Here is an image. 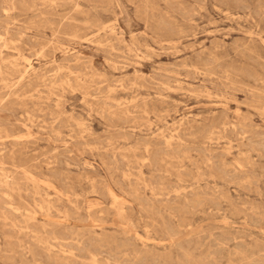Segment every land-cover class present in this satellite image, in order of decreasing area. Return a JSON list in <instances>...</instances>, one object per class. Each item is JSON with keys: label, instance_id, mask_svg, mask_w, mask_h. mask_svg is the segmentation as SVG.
<instances>
[{"label": "rangeland", "instance_id": "obj_1", "mask_svg": "<svg viewBox=\"0 0 264 264\" xmlns=\"http://www.w3.org/2000/svg\"><path fill=\"white\" fill-rule=\"evenodd\" d=\"M0 38V264H264V0H0Z\"/></svg>", "mask_w": 264, "mask_h": 264}, {"label": "bare ground", "instance_id": "obj_2", "mask_svg": "<svg viewBox=\"0 0 264 264\" xmlns=\"http://www.w3.org/2000/svg\"><path fill=\"white\" fill-rule=\"evenodd\" d=\"M113 1V0H112ZM80 7V6H79ZM76 9H78V8H76ZM5 10V9H4ZM84 22V21H83ZM8 32V31H7ZM122 34V33H121ZM133 34V33H132ZM79 36V35H78ZM118 36V35H117ZM1 39V38H0ZM97 42V41H96ZM43 47V46H42ZM129 50V49H128ZM24 58V57H23ZM26 59V58H25ZM4 61V60H3ZM28 61V60H27ZM29 62V61H28ZM11 63V62H10ZM116 63V62H115ZM29 64H30V62H29ZM28 67V66H27ZM197 67V66H196ZM8 70V69H7ZM27 71V70H26ZM35 71V70H34ZM72 71V70H71ZM198 71V70H197ZM171 72V71H170ZM72 73V72H71ZM143 73V72H142ZM8 74V73H7ZM16 74H18V73H16ZM78 81V80H77ZM162 82V81H161ZM61 84V83H60ZM163 84V83H162ZM121 85V84H120ZM110 91V90H109ZM204 92V91H203ZM83 97V96H82ZM218 97H219V95H218ZM225 97V96H224ZM86 99V98H85ZM117 101V100H116ZM144 101V100H143ZM234 101V100H233ZM55 102V101H54ZM86 102V101H85ZM25 105V104H24ZM106 105V104H105ZM116 105V104H115ZM108 106V105H107ZM127 107V106H126ZM113 108V107H112ZM122 108V107H121ZM116 109V108H115ZM40 110V109H39ZM116 112V111H115ZM146 112V111H145ZM113 114V113H112ZM102 115V114H101ZM116 115V114H115ZM29 116V115H28ZM71 119V118H70ZM148 119V118H147ZM133 121V120H132ZM36 122V121H35ZM135 122V121H134ZM174 123H175V121H174ZM39 127V126H38ZM225 128V127H224ZM176 129H178V128H176ZM157 131V130H156ZM177 133V132H176ZM154 134H155V132H154ZM162 134V133H161ZM166 137V136H165ZM243 138V137H242ZM84 140H85V138H84ZM108 142H110V141H108ZM184 142V141H183ZM109 144V143H108ZM93 145V144H92ZM110 145V144H109ZM257 145V144H256ZM131 146V145H130ZM94 147V146H93ZM105 148V147H104ZM195 148V147H194ZM236 149H238V148H236ZM125 150V149H124ZM222 150V149H221ZM120 151V150H119ZM148 151V150H147ZM217 151V150H216ZM230 151V150H229ZM147 153V152H146ZM115 154V153H114ZM185 154V153H184ZM243 155V154H242ZM135 159V158H134ZM138 161V160H137ZM162 162V161H161ZM230 165V164H229ZM198 169V168H197ZM118 170V169H117ZM178 171V170H177ZM177 171H176V173H177ZM139 175H141V174H139ZM127 176V175H126ZM180 176V175H179ZM214 176V175H213ZM180 178H181V176H180ZM128 180V179H127ZM196 180H197V178H196ZM23 181V180H22ZM144 181V180H143ZM142 181V182H143ZM150 182V181H149ZM8 183V182H7ZM184 188V187H183ZM174 189V188H173ZM165 190V189H164ZM173 191V190H172ZM180 191V190H179ZM175 193V192H174ZM155 197V196H154ZM210 197V196H209ZM113 200V199H112ZM44 203V202H43ZM45 204H47V203H45ZM48 205V204H47ZM245 206V205H244ZM48 209V208H47ZM58 212V211H57ZM197 213V212H196ZM63 216V215H62ZM118 218V217H117ZM19 225H21V224H19ZM18 226V225H17ZM191 227V226H190ZM80 228V227H79ZM182 229V228H181ZM23 231V230H22ZM147 231V230H146ZM54 233V232H53ZM53 236V235H52ZM106 236V235H105ZM100 237V236H99ZM41 240V239H40ZM54 240H56V239H54ZM101 240V239H100ZM44 241V240H43ZM52 241V240H51ZM102 241V240H101ZM59 242V241H58ZM48 243V242H47ZM62 243V242H61ZM49 244V243H48ZM50 247V246H49ZM63 247V246H62ZM89 253V252H88ZM96 260V259H95ZM100 261V260H99ZM98 263V262H97Z\"/></svg>", "mask_w": 264, "mask_h": 264}]
</instances>
